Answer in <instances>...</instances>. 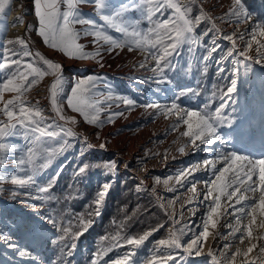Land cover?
Instances as JSON below:
<instances>
[{
	"label": "rangeland",
	"instance_id": "obj_1",
	"mask_svg": "<svg viewBox=\"0 0 264 264\" xmlns=\"http://www.w3.org/2000/svg\"><path fill=\"white\" fill-rule=\"evenodd\" d=\"M25 2L28 5L24 10V15L28 19L26 34L12 33L11 13ZM112 2L120 4L123 0H112ZM242 4L251 18L236 22L235 17L226 15L235 7V0H194L192 19L195 20L203 9L212 21L201 18V22L195 28L199 41L193 46L194 52L189 53L181 49L174 57L175 70L171 72L166 70L167 80L161 83L158 82L160 78L151 71L155 61L150 59L148 52L135 47L130 50L125 46L108 51L110 46L105 44L101 51L102 59L72 58L51 48L37 34L38 18L35 15L33 0H8L3 19L0 20L6 28V31H0V49L18 48V45H7L6 41L24 37L28 40L29 49L33 53L38 51L46 59L59 63L62 66L63 92L58 97V103L62 106L63 114L74 118L76 123L65 124V121H59L56 117L50 104V87L55 77L50 72L25 94L26 101L30 105L39 102V106L44 110V116L50 120L57 118L58 123L72 128L78 136L74 139L69 138L67 149L34 177L36 185L18 187L7 181L0 183V235L10 238L17 245L16 248L9 247L3 239H0V264H92L97 251L109 247L112 236L118 235L123 239L138 238L147 232L152 234L138 248L124 244L123 239L118 240L117 243L121 246L112 247L107 251L99 264H113L116 259L131 251L139 252V259L135 264H148L154 256L165 251L172 252L175 257V260H169L167 264H213L208 253L215 241L219 242L214 249L217 257L225 251L226 244L232 245L231 251L239 247L238 240L234 242L229 235L233 229L226 227L229 224L233 228L236 227L235 216L231 214L232 209L228 206L226 197L221 198L220 214L214 218L217 220L216 227L209 225L210 234L203 244L200 255L197 256L194 252L188 255L183 247L167 249L166 246L158 244L161 239H167L170 232L177 231L186 224L192 225V231L185 229V234L181 237L182 245L187 244L193 234L201 230L199 227L201 217L205 215L206 205L210 202L204 201V193L207 190L205 182L213 178L210 165H205L203 161H211L212 156L201 154L203 150V153L208 151L207 144L197 141L194 146L188 137L182 135L187 130L186 125L180 124L174 129V125L178 122V117L174 113L169 114L145 105L167 106L175 101L186 109H204L207 104L209 107L206 110H214L221 103L219 99L221 91H226L230 81L238 78L237 91L232 94V99L227 101L228 107L224 109L226 118L232 120L231 126L226 124L218 128V133L227 141V146L232 148L230 152L247 155L252 159L264 158V145L261 142L264 140V122L260 125L256 121V118L264 113V104L257 101L258 92H264V74L260 72L257 79L252 78L254 73L252 66L246 64L244 57L232 51L230 41L221 38L222 35L235 33L234 39L237 41L238 49L248 53L254 51L258 54L255 42L251 50L246 49L245 44L251 40V37L249 38V34L243 29L246 22H252L255 26L264 23V0H242ZM80 10L85 17L101 22L93 5L82 4ZM129 15L136 17L137 13L133 11ZM164 18L167 19V13ZM213 23L215 29L208 31L206 36H200L206 30L212 29ZM76 27L79 29L82 26ZM141 27L148 28V22L142 21ZM217 29L219 34L216 32ZM109 34L120 37L119 33L112 31ZM241 35L243 39H240ZM92 39L90 36L83 37L79 43L85 46L86 51H95L91 44ZM213 47H216L217 51L212 52L205 63H200L201 57ZM229 51H232V55H227ZM145 57H149V61L145 67H140ZM35 60L37 66L48 71L43 61L38 57ZM220 67L225 69L223 73L218 71ZM83 68L87 71L78 75V70ZM89 76L99 77L96 91L104 94L96 97L101 101L99 107L106 109L100 112L101 119L106 120L110 111L123 112L124 115L115 117L114 122H105L99 126L90 125L80 113L68 106L66 98L74 83ZM188 88L193 91H182ZM108 94L131 99L136 102V106L129 108L120 103L119 99L105 101V96ZM14 95V93H4V101ZM108 104H111L110 111L107 110ZM2 107L3 103L0 102V108ZM85 138L87 144L93 147L86 146ZM253 138L257 144L250 143ZM13 142L19 144L21 150L24 149L23 140L17 138ZM101 143L106 144L104 149L99 147ZM248 144H251L250 147ZM192 153H200L199 160L196 158L193 162L185 159ZM109 161H115V169H108L105 166L104 162ZM84 163H88L89 168L84 174H78L77 169ZM99 163L104 165L100 166ZM196 164L198 167L208 169L205 174L193 176ZM222 167L224 164L217 169ZM7 168L9 173L14 171L15 166L11 160L7 161ZM185 170H191V174L182 179L183 187H181L176 183V178ZM49 180L53 181L49 191L38 192L37 185L45 186ZM199 182L203 183L202 188L198 186L199 194L197 190L195 193L188 190L192 183H195L196 187ZM106 184L108 191L99 206L100 215L97 216L94 214L95 201L97 194ZM80 185L88 187L92 191V197L78 190ZM241 191L243 192V189ZM249 194L251 195V193L246 195ZM91 198H94L93 201ZM189 199L191 203L186 204ZM188 209H195V215ZM181 212H183L182 217ZM89 213L93 214L89 215ZM111 215L115 218L113 223L104 225L105 220ZM226 216L231 218L234 216L232 221L234 223L224 220ZM46 218L58 222L60 230L47 223ZM174 219H178L179 223H174ZM88 220L92 222L85 230L80 221ZM261 220H264V215L257 216L256 225L253 226L254 236L264 234V228L260 227ZM69 222L71 232L82 234L73 239L70 232L63 239H58L63 235V229L69 226ZM95 223H101V228L93 229ZM247 223V219L242 220V231H244L243 225ZM105 236L110 239H103ZM261 242L263 241L245 239L239 248L245 250L250 243ZM71 243H75L74 249L65 247ZM69 251L71 255L67 254ZM256 251L258 249L250 253L248 259H252ZM21 252L25 255H21ZM239 261L245 260L243 257H238L235 264Z\"/></svg>",
	"mask_w": 264,
	"mask_h": 264
},
{
	"label": "snow or ice",
	"instance_id": "obj_2",
	"mask_svg": "<svg viewBox=\"0 0 264 264\" xmlns=\"http://www.w3.org/2000/svg\"><path fill=\"white\" fill-rule=\"evenodd\" d=\"M193 3L194 0H123L120 4H114L112 0H33L35 15L38 18L37 34L51 48L57 49L72 58L100 57L102 59L101 51L105 44L110 46L108 51L125 46H128L130 50L135 47L148 52L150 59L155 61L151 71L160 78L158 82L161 83L167 80L166 70L168 72L175 70L174 57L181 49L189 53L194 52L193 46L197 45L199 41V37L195 34V28L201 22V18L212 21V18L207 16L203 9L193 20L191 17ZM82 4L93 5L101 22L85 17L80 10ZM7 6L8 0H0V20L3 19ZM133 11L137 13L136 17L129 15ZM165 13H167V19L164 18ZM226 15L235 17L236 22L251 18L244 8L242 0H235V7ZM142 21H147L149 27L142 28ZM18 22L23 23V18L19 17ZM77 25L82 27L78 29ZM29 28L31 30V26ZM213 29H215L214 23L212 29L206 30L200 36L208 35V31ZM0 31H6L5 25L2 23H0ZM110 31L119 33L120 37H114L109 34ZM216 32L219 34L218 29ZM89 36L93 38L91 44L96 49L95 51H86L85 46L79 43L81 38ZM234 36L235 33L222 35L221 38L231 42L232 51H235L246 60H251L252 57L247 51L236 47L237 41ZM257 37H264V23L255 26L251 40L245 44L246 49L251 50L253 42H255L256 51L260 57L257 62H264V42L257 39ZM240 39H243V35L240 36ZM6 43L7 45H18L19 47L0 49V102L3 103V107L0 108V116L3 117L0 118V183L7 181L13 186L25 187L36 185L34 177L46 169L54 158L67 149L69 138L74 139L78 134L72 128L65 126L68 123L75 124L76 121L74 118L66 117L62 112V106L58 103V97L63 92L61 87L62 66L46 59L38 51L33 53L29 49L28 40L24 37L7 40ZM185 46L187 47L185 48ZM214 51H217L216 47L208 50L199 62L205 63ZM232 51H229L227 55H232ZM37 57L47 66L48 71L37 66L35 60ZM221 60H223V57ZM148 61L149 57H145V61L140 64V67H145ZM101 66L103 65L101 64ZM218 71L223 73L225 69L220 67ZM49 72L55 77L50 87V104L58 120L65 121V124L58 123L57 118L50 120V118L44 116V110L39 106V102L30 105L25 99V94ZM98 81L99 77L94 76L77 80L66 99L68 106L73 111L80 113L88 124L99 126L105 122H114L115 117L122 116L124 113L111 112V104H108L107 110L110 111V114L106 120L101 119L100 112L106 109L100 108L101 101L96 99L98 95H104L96 91ZM182 91L192 92L193 89L188 88ZM236 91L237 80L232 79L226 91H221L219 96L221 103L214 110H206L209 107L207 104L204 109H186L175 101L167 106L148 104L145 107L161 109L169 114L174 113L178 117L174 129H177L180 124L186 125L187 130L182 135L188 137L192 145L195 146L197 141L211 145L217 140H222L218 128L226 124L231 126L232 120L226 118L224 109L228 107L227 101L232 99V94ZM4 93H14L15 95L4 101ZM113 99H119L120 103L129 108L136 106V102L131 99L113 97L111 94L105 96V101H112ZM177 99H179L178 96ZM17 138L25 142L23 150H21L19 144L13 142ZM97 138H99L98 134ZM84 143L89 148L93 147L91 144H87L86 138ZM99 147L104 149L106 144L101 143ZM8 160H11L15 166L14 171L11 173L7 168ZM217 160H222L224 167L217 169L215 162L203 161L205 165H211L213 178L205 182L207 190L204 193V201L210 202L206 205L205 215L201 217L199 225L201 230L199 233H194L189 242L182 245L181 237L185 234V229L192 231V225L186 224L181 229L170 232L167 239L158 241L159 245L166 246L167 249H180L183 247L188 255H192L193 252L197 256L200 255L203 244L210 234L209 225L213 228L216 227L217 220L214 218L220 214L222 197H226L228 206L232 209L231 214L235 216L236 227L233 228L231 224L226 225V227L233 229L229 233L233 241L238 240L241 244L244 243L245 239L264 241V234L253 235V226L256 225L257 216L264 215V158L252 159L247 155H240L236 152H221ZM104 163L108 169H115L116 167L115 161ZM88 168L89 164L84 163L77 169V173L84 174ZM21 173L23 175H20ZM190 174L191 170L180 173L176 178V183L183 187L182 179ZM157 182H159L158 178ZM52 183L53 181L49 180L45 186L37 185V191L47 193ZM241 189H243V192ZM188 190L195 193V183H192ZM107 191L108 185L106 184L103 186V190L97 194L96 208L94 209V214L97 216L100 215L99 206L103 203ZM247 193H251V195L248 196ZM187 203H191V199L186 201ZM237 205L241 206L237 207ZM188 210L195 215V209ZM92 214L89 213V215ZM180 215L182 217L183 212ZM170 218L172 217L170 216ZM243 219H247L248 223L243 225L244 231H241ZM46 222L51 223L53 228L60 230L58 222L52 218H46ZM91 222V220L80 221L85 230ZM174 223H179V220L174 219ZM260 227L264 228V220H261ZM70 232L69 222V226L63 229V235L58 239H63ZM236 233H239L238 237ZM81 234V232H71L73 239L78 238ZM151 234V232H147L138 238L131 237L127 239H123L118 235L112 236L109 247L98 250L92 264H99V261L112 247L121 246L117 243L118 240L123 239L124 244L138 248ZM0 239H3L9 247H17L10 238L0 235ZM103 239L109 240L110 238L105 236ZM65 247L74 249L75 243L65 245ZM231 247V244L224 245L225 251L220 257H217L214 250H210L208 256L213 264H235L237 257H243L245 264H264V242L259 244L250 243L245 250L237 247L235 251H231ZM256 249L258 251H256L255 256L248 259L249 254ZM20 254L25 255L24 252ZM67 254L71 255L72 253L69 251ZM135 256V251L128 252L123 257L116 259L113 264H135L132 260ZM169 260H175V257L172 252L165 251L158 256H154L148 264H167Z\"/></svg>",
	"mask_w": 264,
	"mask_h": 264
},
{
	"label": "bare ground",
	"instance_id": "obj_3",
	"mask_svg": "<svg viewBox=\"0 0 264 264\" xmlns=\"http://www.w3.org/2000/svg\"><path fill=\"white\" fill-rule=\"evenodd\" d=\"M28 7V5H27V3L25 2V4L24 5H22V6H19V8H15V10H13V12L11 13V19H10V22H13L12 24H11V31H12V33H19V32H24L25 34H26V29H27V25H28V19H27V17L24 15V10H26L25 8H27ZM19 17H22L23 18V23H20V22H18V18ZM254 28H255V25L254 24H252V22H246L245 23V28L243 29L244 31H245V33L246 34H249L248 35V37L250 38L251 37V35H252V32H253V30H254ZM248 31V32H247ZM257 39H259V40H261L262 42H264V37H257ZM251 57H252V59L251 60H246V64H249L250 66H252V68H253V70H254V73L252 74V78H258L259 77V73L260 72H263V74H264V62H257L259 59H260V57H259V55L258 54H256L254 51H252L251 53H248ZM87 70L85 69V68H83V69H80V70H78V75H82V74H84L85 72H86ZM257 72V73H256ZM252 80V79H251ZM237 81H238V78H237ZM257 82V81H256ZM240 82H238V84H239ZM257 90V89H256ZM261 92V91H260ZM260 92H258L259 93V98H257V101L258 102H260L261 104H264V92L263 93H260ZM242 104V103H241ZM239 105V104H238ZM242 108V107H241ZM241 108H239L240 109V114L242 113L241 112ZM237 110V109H236ZM262 118H264V113L263 114H260V116H258L257 118H256V121L257 122H259V124L260 125H262ZM251 121H253V120H251ZM250 125V124H249ZM264 125V124H263ZM251 126V125H250ZM263 128V127H262ZM264 139V138H263ZM262 143H263V145H264V140L263 141H261ZM251 144H254V143H256L257 144V142L255 141V139L253 138L252 140H251V142H250ZM245 144V143H244ZM251 144H248V147H250V145ZM259 144V143H258ZM207 146H209L208 147V151L207 152H205V153H203L204 152V150L202 151V155L203 154H211V161H213V162H215L216 163V167L218 168L219 166H221V165H223L224 163H223V161L222 160H217V157L219 156V154L221 153V152H225V153H228V152H230L231 151V147L230 146H227V141H225L224 139H222V140H219V141H217V143H215V144H213V145H207ZM199 156H201L200 155V153L198 154V153H192V154H189L188 156H186L185 157V159L187 160V161H192L193 160V162H195V159L196 158H198V160H199ZM210 167H211V165H210ZM208 169L207 168H203V167H198V164H196L195 165V167H194V172H193V176H195V177H198V176H200V175H203V174H205L204 172L205 171H207ZM209 174V173H208ZM192 176V177H193ZM198 186H201L200 188H202L203 187V183L202 182H199L198 183V185L195 187L196 188V190L198 191V194L200 193V188L198 187ZM248 196H250V194L248 195ZM233 218H234V216L231 218L230 216H226L225 218H224V220H227L229 223H234V222H232L233 221ZM235 219V218H234ZM235 221V220H234ZM27 225V224H26ZM242 231V230H241ZM236 235H239V233H236ZM264 242V241H263ZM218 244H219V242L218 241H215L214 242V244H213V246H212V249L211 250H214L217 246H218ZM240 245H241V243L239 244V247H240ZM242 246V245H241ZM139 251H140V249H139ZM138 255H139V252H136V256L135 257H133L132 258V260L134 261V262H138ZM238 258V257H237ZM39 263V262H38ZM40 264V263H39ZM237 264H245V261H239V262H237Z\"/></svg>",
	"mask_w": 264,
	"mask_h": 264
},
{
	"label": "trees",
	"instance_id": "obj_4",
	"mask_svg": "<svg viewBox=\"0 0 264 264\" xmlns=\"http://www.w3.org/2000/svg\"><path fill=\"white\" fill-rule=\"evenodd\" d=\"M98 165H100V166H102V165H104L103 163H99ZM78 190H81V191H83V192H85L86 193V195L87 196H89V197H92L91 196V192L92 191H90L89 189H88V187H85V186H78ZM93 199L94 198H91V200L93 201ZM117 201H118V199H117ZM116 202V201H115ZM112 216L113 215H111L110 216V218L108 219V220H105V222H104V225H107V224H109L110 222H111V224L113 223V221L115 220V218H112ZM101 223H95L94 224V226H93V229H100L101 228Z\"/></svg>",
	"mask_w": 264,
	"mask_h": 264
},
{
	"label": "built area",
	"instance_id": "obj_5",
	"mask_svg": "<svg viewBox=\"0 0 264 264\" xmlns=\"http://www.w3.org/2000/svg\"><path fill=\"white\" fill-rule=\"evenodd\" d=\"M262 122H264V118H262Z\"/></svg>",
	"mask_w": 264,
	"mask_h": 264
}]
</instances>
